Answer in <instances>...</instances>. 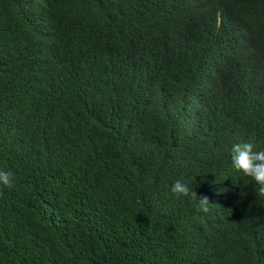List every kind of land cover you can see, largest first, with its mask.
<instances>
[{
    "label": "trees",
    "instance_id": "1",
    "mask_svg": "<svg viewBox=\"0 0 264 264\" xmlns=\"http://www.w3.org/2000/svg\"><path fill=\"white\" fill-rule=\"evenodd\" d=\"M237 142L264 149V0H0V264H264Z\"/></svg>",
    "mask_w": 264,
    "mask_h": 264
},
{
    "label": "clouds",
    "instance_id": "2",
    "mask_svg": "<svg viewBox=\"0 0 264 264\" xmlns=\"http://www.w3.org/2000/svg\"><path fill=\"white\" fill-rule=\"evenodd\" d=\"M230 160L232 170L248 178L255 185L256 196L264 198V149L255 150L251 142H237L231 146ZM14 188V173L0 168V194ZM170 194L182 202L185 199L196 202L197 210L203 213H208L213 205L207 196L198 197L193 187L179 179L170 186Z\"/></svg>",
    "mask_w": 264,
    "mask_h": 264
}]
</instances>
